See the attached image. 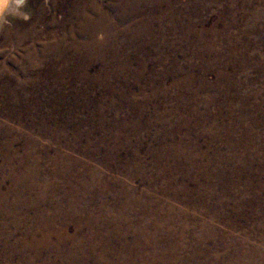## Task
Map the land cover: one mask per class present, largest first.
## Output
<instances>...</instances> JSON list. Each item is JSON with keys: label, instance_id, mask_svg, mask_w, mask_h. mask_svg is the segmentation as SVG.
<instances>
[{"label": "rangeland", "instance_id": "1", "mask_svg": "<svg viewBox=\"0 0 264 264\" xmlns=\"http://www.w3.org/2000/svg\"><path fill=\"white\" fill-rule=\"evenodd\" d=\"M75 1L1 23L0 264L264 247V0Z\"/></svg>", "mask_w": 264, "mask_h": 264}, {"label": "bare ground", "instance_id": "2", "mask_svg": "<svg viewBox=\"0 0 264 264\" xmlns=\"http://www.w3.org/2000/svg\"><path fill=\"white\" fill-rule=\"evenodd\" d=\"M25 0H22L21 7L17 8L15 6V0H12L11 3L10 0H0V15H2V12L7 8L8 3L9 8L7 12L4 14V17L2 19V22H4L8 15L12 13L18 14L20 17L25 15L23 4ZM104 1V0H103ZM76 6L79 9L78 12V18L79 22L81 24L80 27H78V30L80 29L82 31V35L91 36V28L93 26L94 22V4L92 0H77ZM55 3V0H50V4L53 5ZM56 7V6H55ZM98 9V8H97ZM76 12V13H77ZM72 17V16H71ZM77 18V19H78ZM73 21V19H72ZM96 23V21H95ZM71 26V25H70ZM71 30V29H69ZM3 31V29H2ZM0 30V36L3 33ZM75 31V30H74ZM78 33V31H76ZM70 33V31H69ZM41 33L38 34V36ZM45 34V33H44ZM37 35V34H36ZM75 35V33H74ZM81 35V36H82ZM80 34H78L77 37H71L72 40L70 41L68 47L73 49L74 52L71 54L75 58L81 59L82 64H86V60L90 56V46L92 42H89L91 38L89 37V40L87 42L83 41ZM49 38V37H48ZM52 38V36H51ZM40 39V38H39ZM50 39V38H49ZM54 39V38H53ZM70 39V38H69ZM54 41V40H53ZM59 41V40H58ZM40 42V41H38ZM42 43V41H41ZM49 43V42H48ZM52 41L50 44L44 45V50L47 52L49 46L51 45V48H53ZM55 43V42H54ZM67 43V42H66ZM39 44V43H38ZM37 44V45H38ZM42 49V48H41ZM52 52V50H51ZM66 52V50H65ZM71 52V51H69ZM49 54V53H48ZM70 55V54H69ZM64 58V57H61ZM61 60V59H60ZM64 60V59H63ZM79 63V62H78ZM77 65V64H76ZM76 67V66H75ZM130 209V208H129ZM127 210V209H126ZM125 210V211H126ZM141 210V209H140ZM115 217V216H114ZM119 220V219H118ZM152 221V220H151ZM156 221V220H155ZM139 223V222H138ZM127 225V223H126ZM136 225V224H135ZM162 225V224H161ZM251 226V225H250ZM140 227V226H139ZM142 227V226H141ZM253 227V226H252ZM135 230V229H134ZM251 231V230H250ZM144 232V231H143ZM137 234V233H136ZM147 235V234H146ZM258 235V233H257ZM43 236V235H42ZM45 236V235H44ZM139 236V235H138ZM34 237V236H33ZM47 237V236H46ZM139 240L142 242L141 236H139ZM48 238V237H47ZM33 239V238H32ZM37 239V238H36ZM41 239V238H40ZM43 239V238H42ZM46 239V238H45ZM171 239V238H170ZM169 239V240H170ZM68 240V239H67ZM41 241V240H40ZM205 241V240H204ZM46 242V241H45ZM44 242V244H45ZM65 242V241H64ZM137 242V241H136ZM239 242V241H238ZM39 243V242H38ZM41 243V242H40ZM39 243V244H40ZM104 243V242H103ZM140 243V242H139ZM164 241L158 240L155 238V235L151 238L150 242L146 243L147 248L142 253L134 254L132 258L123 259L116 253H113L115 259H106L104 258L100 263L101 264H184V261L180 259V257L177 255L176 251L174 250V247L168 246L166 247L164 244ZM241 243V242H240ZM31 244V243H30ZM49 244V243H48ZM145 244V245H146ZM201 244V243H200ZM41 245V244H40ZM38 245V246H40ZM43 245V244H42ZM140 245V244H139ZM143 245V244H142ZM98 246V245H97ZM112 245H110L111 248ZM105 247V244H104ZM140 247V246H138ZM142 247V246H141ZM179 247V246H178ZM108 248V247H107ZM57 249V248H56ZM97 249V248H96ZM102 249V248H101ZM128 249V248H127ZM179 249V248H178ZM197 251V249H196ZM199 251V250H198ZM234 251V250H233ZM233 251L226 252L225 255H219V254H213L210 255L209 259L207 258L206 264H264V247L256 245L255 247L250 248H242L240 252L237 251V253ZM93 252V251H92ZM123 252V251H122ZM129 252V250H128ZM202 252V251H201ZM96 253V252H95ZM125 253V252H124ZM196 253V252H195ZM111 254V253H110ZM96 255V254H95ZM109 255V254H108ZM98 256V255H97ZM130 256V255H129ZM94 257V256H93ZM113 257V256H112ZM111 257V258H112ZM202 257V256H201ZM73 258V257H72ZM98 258V257H97ZM198 259V258H197ZM193 260V259H192ZM94 261V260H93ZM97 261V260H96ZM79 262V261H78ZM92 263V262H91ZM87 264V263H84ZM99 264V263H97Z\"/></svg>", "mask_w": 264, "mask_h": 264}, {"label": "clouds", "instance_id": "3", "mask_svg": "<svg viewBox=\"0 0 264 264\" xmlns=\"http://www.w3.org/2000/svg\"><path fill=\"white\" fill-rule=\"evenodd\" d=\"M21 5H22V0H15V6L17 8L21 7ZM23 19L27 20L28 16L27 15H23Z\"/></svg>", "mask_w": 264, "mask_h": 264}, {"label": "water", "instance_id": "4", "mask_svg": "<svg viewBox=\"0 0 264 264\" xmlns=\"http://www.w3.org/2000/svg\"><path fill=\"white\" fill-rule=\"evenodd\" d=\"M11 1H12V0H10L9 3H11ZM9 3H8L7 8L2 12V15H0V28H1V23H2V19H3V17H4V14L7 12L8 8H9V5H10Z\"/></svg>", "mask_w": 264, "mask_h": 264}]
</instances>
